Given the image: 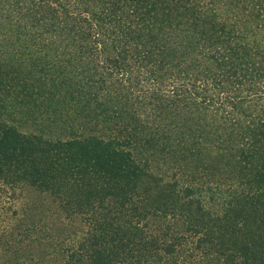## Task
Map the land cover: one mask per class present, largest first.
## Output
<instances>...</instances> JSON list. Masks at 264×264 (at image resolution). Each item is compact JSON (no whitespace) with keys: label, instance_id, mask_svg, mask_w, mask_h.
<instances>
[{"label":"trees","instance_id":"trees-1","mask_svg":"<svg viewBox=\"0 0 264 264\" xmlns=\"http://www.w3.org/2000/svg\"><path fill=\"white\" fill-rule=\"evenodd\" d=\"M0 110V195L87 226L40 238L30 204L4 247L34 230L37 264H142L258 215L261 256L253 226L239 252L264 264V0H0Z\"/></svg>","mask_w":264,"mask_h":264},{"label":"rangeland","instance_id":"rangeland-1","mask_svg":"<svg viewBox=\"0 0 264 264\" xmlns=\"http://www.w3.org/2000/svg\"><path fill=\"white\" fill-rule=\"evenodd\" d=\"M0 116L5 117V114L1 113ZM27 127L28 129L32 128L29 123L27 124ZM1 182L2 181L0 180V187ZM59 202L60 201L53 195H50L47 192L39 193V191L34 190L31 187H27L26 185H20L14 190L1 191L0 263L5 262L6 264H14V260L18 258L21 259L20 263L18 262V264H37L36 261H30L28 258L31 254L38 257L41 256L39 255V246L37 244H30L33 243L34 238L37 239L38 237V233H36L34 230L30 232V238L32 239V241L22 243L21 245L17 246L19 247L17 249L14 245L11 246L12 249L4 247L5 240L9 239V229H5L4 231L3 229L6 226H9L8 228H10L11 225H16L14 219H17L18 221L19 217L24 213H22L23 206H29L31 204V208L34 207V210H28L27 214L34 213L35 218L34 216L30 217L34 218V221L36 219L41 221V223L46 224V226L48 227L47 230L41 232L42 234H40V238H42L43 236L44 238L49 237H46V234H50L49 229H52V233L53 230L57 229H67L68 233H75L77 229H79L77 232L78 235H81L83 233V231L87 228L85 219L83 220L81 216H77L75 214H73L72 216H68V212L62 208V204ZM255 217L253 218L254 222L247 227H245L244 223L247 224V221L249 219L247 221L238 219L237 222H235V225H231L230 223L225 225V222L227 221H221L224 224L218 223L216 229L214 230V233L212 234V237L209 238L205 236L207 241H205V243H202L201 246L196 243L195 237H188L187 240H183L180 245L176 246L178 249H180L176 256H164V259L162 261H153L154 258H152L148 262H144L142 264H256L252 263L251 261L247 262L239 252L240 247L251 235L249 230L253 226L252 231L254 234H256V236H251L254 239V249L256 254L258 256H261V238L256 239L257 236H261V217H259L258 215H256ZM24 223L30 222L26 220L21 224ZM257 225L258 227L256 228ZM211 227H215V225ZM22 228L19 229L20 232ZM225 228L227 229L226 231ZM79 231L81 234H79ZM20 232L16 234V236L14 237L15 239H18V234ZM16 241L18 243L20 240ZM248 241L251 243L250 238L248 239ZM32 251L34 253H32ZM244 261H246V263H244ZM259 264H261V260L259 261Z\"/></svg>","mask_w":264,"mask_h":264}]
</instances>
